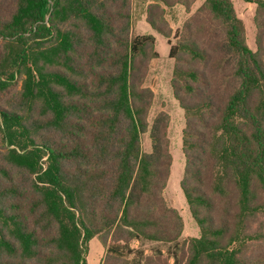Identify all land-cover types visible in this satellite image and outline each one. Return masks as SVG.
<instances>
[{
	"label": "trees",
	"instance_id": "1",
	"mask_svg": "<svg viewBox=\"0 0 264 264\" xmlns=\"http://www.w3.org/2000/svg\"><path fill=\"white\" fill-rule=\"evenodd\" d=\"M158 1L189 13L196 0ZM244 1L264 16V0ZM163 15L151 4L146 21L174 61L180 189L200 236L179 240L163 198L165 112L141 150L158 53L153 36L130 35V0H0V264H86L109 232L103 264H264L263 45L247 47L231 0H203L174 44Z\"/></svg>",
	"mask_w": 264,
	"mask_h": 264
},
{
	"label": "rangeland",
	"instance_id": "2",
	"mask_svg": "<svg viewBox=\"0 0 264 264\" xmlns=\"http://www.w3.org/2000/svg\"><path fill=\"white\" fill-rule=\"evenodd\" d=\"M235 14L243 23L245 43L247 47L255 52L257 40L260 41L264 49V16H257V5L244 0H231ZM203 3V0H196L187 13L182 5L175 4L170 7L163 6L158 0H130V35H151L154 37V50L158 57L151 59L148 71L144 80V87L153 92V99L147 114V131L141 136V150L150 151L149 128L159 112H165L169 116L167 137L169 140V152L172 157L170 175L163 190V198L166 204L175 208L182 220V232L180 241L200 236L199 228L193 220L185 197L180 189V181L184 171V156L182 154V130L184 129V112L174 99L170 87V79L173 71L174 61L168 57L167 40L162 35L154 31L147 23V8L151 4H159L164 8L163 19L171 29L170 41L176 43L173 37L176 30L181 29L183 23L194 13ZM264 59V56H263ZM105 239L106 241H104ZM111 240V232L103 235L93 236L88 243L85 254L86 264H103L106 247ZM166 247L164 244L145 242L141 248L147 249L156 246ZM264 252V245L255 249L254 253ZM131 256L125 258H112V264H130ZM161 264V263H158Z\"/></svg>",
	"mask_w": 264,
	"mask_h": 264
}]
</instances>
